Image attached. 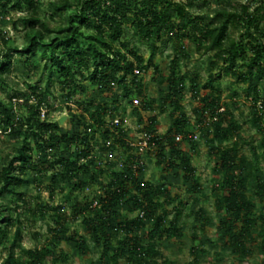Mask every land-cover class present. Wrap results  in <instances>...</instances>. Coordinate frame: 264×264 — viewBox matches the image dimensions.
<instances>
[{"label": "rangeland", "instance_id": "obj_1", "mask_svg": "<svg viewBox=\"0 0 264 264\" xmlns=\"http://www.w3.org/2000/svg\"><path fill=\"white\" fill-rule=\"evenodd\" d=\"M13 1L5 8L0 7V62L10 67L8 73L2 74L4 81L0 83V165L8 163L26 144L33 156L34 167L26 169L25 182L20 187L0 195V226L13 222L0 243V264H29L31 259L27 252L34 249L42 250L50 257L39 264H113L111 253L102 258L103 248L94 243L83 222L84 217L92 218L94 211L86 209L84 214L77 215L74 208H80L81 203L88 206L91 201L105 196L112 173L127 170L135 161L138 165L135 178L162 191L157 198L160 204L158 215H165L166 226H176L181 235L155 239L163 258L136 262L126 256L120 258L117 264H264V190L258 187L259 178L264 183V108L255 114L251 104V99L255 101L257 98V104L264 107L262 72L256 71L248 82H242L234 72L245 73L243 65L246 58L239 59L234 70H228L223 57L216 58V52L208 50V43L199 42L198 37L184 40V37L163 31L159 38L154 35L146 40L130 20L122 26V35L118 39L112 40L107 36V40L127 56L128 63L134 62V69L139 71L138 79L144 87L142 96L133 95L129 84L133 76L131 73L127 74L126 86L115 85L111 90H104L90 77L91 67L81 68L71 62L68 64L75 79L63 85L64 74L54 70L49 77L50 60L42 59L40 52L23 56L13 51V47L26 44V30L20 22V18L26 15V7L16 9ZM60 1L37 2L40 16L52 27L63 21L53 8ZM166 1L164 6L176 25V31L182 24L177 15L178 5L184 7L186 18L203 17L205 22L212 19V7L204 6L203 0ZM230 33L237 38L241 30L231 28ZM182 46L184 52L181 51ZM130 51L135 55L129 54ZM137 57L143 60L141 66ZM175 59L178 63L177 77L184 80L181 112L174 110L166 99L168 78ZM217 74L221 77L217 78ZM123 75L124 72L118 73L120 78ZM207 95L220 98L227 118L241 127L239 134L216 139L202 131L199 121L203 99ZM40 99L43 101L40 119L57 123L56 134L79 133L90 144L89 158L80 159L81 165L89 164L88 174L68 178L58 163L53 171H45L41 166L47 160L75 159L85 144L79 142L68 149L61 146L45 150L40 140L32 135L26 137L29 114ZM97 105H105L110 111L104 117L106 128L114 119L121 121L119 131L115 129L110 137L105 136L103 131L93 134V126L85 132L86 125H92V113ZM4 107L11 111L15 132L4 131L6 122L1 115ZM182 113L188 121L185 133L175 132V120ZM257 115L259 124L256 122ZM153 116L156 122L151 130L149 124ZM111 128L114 130L115 127ZM120 131L122 133L118 136ZM192 134H199L198 140H172L174 135ZM149 135L163 142L167 158L171 156V146L181 151L189 159L191 171L183 170L180 159L173 166L160 164L157 146L149 145L141 150L140 144ZM169 138L171 142L167 140ZM236 139L240 141V156L253 164V175L247 181L246 194L255 206L254 214L258 219L251 228L252 236L248 243L251 251L245 254L229 246V236L223 223L232 217L219 205L226 191L222 186L223 173L218 168L217 151L231 148ZM20 167L21 164L15 165L17 170ZM136 196L137 192L130 188L124 206L117 209L113 218L115 224L140 215L141 212L132 204ZM59 223L65 225L67 232L59 230ZM236 223V230L239 231L241 220ZM153 225V221L146 220L139 231V239L145 244ZM73 234L86 238L87 246L83 252L66 240ZM123 237L124 234L119 233L118 239ZM118 239H113V246ZM15 240L13 256L6 263L9 247Z\"/></svg>", "mask_w": 264, "mask_h": 264}, {"label": "trees", "instance_id": "obj_2", "mask_svg": "<svg viewBox=\"0 0 264 264\" xmlns=\"http://www.w3.org/2000/svg\"><path fill=\"white\" fill-rule=\"evenodd\" d=\"M9 2L11 0H0V7L5 8ZM13 2V7L16 9L22 10L23 6L26 7V15L20 18L26 30V44L23 47H13V51L23 56L40 52L42 59L50 60L49 77L52 76L54 70L64 74L63 85L75 79V74L68 64L71 62L81 68L91 67L90 77L104 90H111L115 85L126 86L127 74L131 73L133 76L129 84L133 95L142 96L144 87L138 75L135 74L134 62L128 63L127 56L122 55L115 49L113 43L107 40V36L112 40L118 39L122 35V26L128 24L130 20L137 27L138 33L146 40L154 35L159 38L163 31L171 32L173 36L184 37V40L198 37L199 42L208 43V50L216 52V58L223 57L228 70H234L238 60L246 58L243 65L246 68L245 73L234 72L242 82H248L256 71L264 75V0H203L204 6L212 7L210 22H205L203 17L186 18L184 7L178 5L177 15L182 24L177 27V31L171 16L166 12L167 8L164 6L166 0H62L53 5L55 11L63 19L62 23L56 27H52L49 21L40 16L38 0H14ZM231 28L241 30L237 38L231 36ZM181 51L184 52L183 46ZM129 54L135 55L133 51ZM137 63L141 66L143 60L137 57ZM177 68L178 63L175 59L168 78L166 99L174 110L181 112L184 80L177 77ZM9 70V64L0 62V83L4 81L2 74L8 73ZM119 72H124L121 78L118 77ZM216 77L220 78L221 74H217ZM219 99L211 95L204 97L199 126L206 135H212L216 139H227L239 134L241 127L227 118V111L225 107H222ZM256 99L255 101L251 99V104L254 113L258 114L260 110L263 111L264 107L258 105ZM41 100L29 114L26 137L32 135L36 140H40L45 150L61 146L68 149L79 142L85 144L84 149L79 151L75 159L63 157L57 162L47 160L42 162L41 166L45 171H53L58 163L64 176L68 178L78 174H88L89 164L81 165L80 159L89 158L90 144L79 133L56 134L59 128L57 123L40 119V109L43 104ZM144 105L147 107L148 104L145 102ZM220 108L224 110L220 111ZM109 112L107 106L97 105L92 113V125L87 124L85 132L87 133L90 126H93L95 130L93 134L103 131L107 137H110L115 129L119 131V126H114L112 123L109 128L105 127L104 117ZM1 115L6 122L4 131L15 132L16 126L12 122L10 109L4 107ZM256 118L259 124V116L257 115ZM155 122L156 117L153 116L149 129H153ZM187 123V118L182 113L175 120V132L185 133ZM111 127H115L114 130ZM121 133L122 131L118 133V136ZM47 134H49L48 138H46ZM175 136L172 139L174 142H176ZM152 140L155 143L154 146L159 147L160 164L173 166L174 162L180 159L183 170L191 171L189 159L184 157L175 146H171V156L167 158L163 142L157 138ZM167 140L171 142L170 138ZM183 140H192V138L185 135ZM217 154L219 156L218 168L223 173L222 186L226 191L219 205L226 214L232 217L224 222L223 226L229 236V246L234 251L245 254L251 251L248 245L252 236L251 228L258 220L254 214L255 206L246 194L247 181L253 175V164L246 157L240 156L238 139L231 148L218 150ZM32 161L30 148L24 144L8 163L0 165V195L13 192L25 182L24 173L27 168L34 167ZM133 163L137 165L136 161ZM16 164H21L22 167L17 170L15 169ZM134 165H130L127 170L120 173H112L113 177L105 196L91 201L88 206L81 203L80 208H74L77 215L84 214L86 209L94 211L93 217H84L83 222L94 243L103 248L102 258L111 253L110 259L113 264H117L120 258L126 256L136 262L163 258L155 239L163 240L181 235L176 226H166L165 215H158L160 204L157 198L162 191L135 178ZM258 184L263 191L264 183L261 178L258 179ZM130 188L137 192V196L132 199L133 208L143 212V215L115 224L113 218L117 209L124 206ZM21 201L24 205L27 204L23 198ZM95 202H97L96 206ZM146 220L153 221L154 225L147 234L145 244L139 239L138 234ZM240 220L241 225L237 231L236 221ZM12 225L13 222L9 221L5 227L0 226V243ZM58 225L59 230L67 232L64 224L59 223ZM119 233L124 234L122 239H118ZM113 239H118L116 246L112 245ZM66 240L73 243L79 252H83L87 246L86 238L78 234L70 235L66 237ZM15 244L16 240L9 247V257L6 263L13 256ZM27 254L31 259L29 264H39L50 258L47 253L39 249L29 250Z\"/></svg>", "mask_w": 264, "mask_h": 264}, {"label": "built area", "instance_id": "obj_3", "mask_svg": "<svg viewBox=\"0 0 264 264\" xmlns=\"http://www.w3.org/2000/svg\"><path fill=\"white\" fill-rule=\"evenodd\" d=\"M135 72H136V74L139 73V71H137V70H136ZM223 110H224V108H220V111H223ZM215 119H216V118H215ZM206 122H207V121H206ZM112 125L117 126V127H118V126H121V121H120L119 119H114V121L112 122ZM189 137L192 138L193 140H198V138H199V134H192V135H189ZM183 138H184V136H182V135H176V136H175V140H176L177 142H181V141L183 140ZM152 139H153V138L151 137V135H149V136L144 140V142L140 144V149H141V150H144V149H146L149 145H150V146H154L155 143L153 142ZM137 167H138V165H134V166H133V168H134L135 171H136ZM94 205L96 206V205H97V202H95ZM140 215L142 216V215H143V212H141Z\"/></svg>", "mask_w": 264, "mask_h": 264}, {"label": "water", "instance_id": "obj_4", "mask_svg": "<svg viewBox=\"0 0 264 264\" xmlns=\"http://www.w3.org/2000/svg\"><path fill=\"white\" fill-rule=\"evenodd\" d=\"M61 122H63V119H61Z\"/></svg>", "mask_w": 264, "mask_h": 264}]
</instances>
